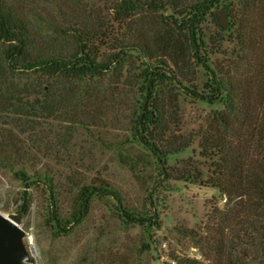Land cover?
I'll return each mask as SVG.
<instances>
[{"label": "rangeland", "instance_id": "obj_1", "mask_svg": "<svg viewBox=\"0 0 264 264\" xmlns=\"http://www.w3.org/2000/svg\"><path fill=\"white\" fill-rule=\"evenodd\" d=\"M115 1L3 0L28 20L36 46L52 54L73 48L72 30L78 27H93L105 35L100 44L105 52L110 51L108 41L114 38L158 47L161 37L175 27L170 9L140 12L128 27L119 24L112 8ZM244 1L219 0L218 7L205 17L201 55L211 67L226 73L231 82H240L242 89L237 96L247 98L255 97L256 87L253 73L240 55L250 57L257 46L251 49L249 41L242 48L232 26L245 13ZM262 3L264 0H254L257 6L252 5L248 12L254 29L251 39L262 32ZM5 47L0 45V62ZM157 50L167 61L162 68L170 78H164L160 86V95L170 103L165 117L166 137L188 143L168 154L166 168L172 175L168 181L160 176L154 157L151 167L133 169L122 161L124 155L147 153L132 136L135 114L143 99L141 73L146 66L133 52L121 68L110 69L101 79L83 84L89 95H84L82 86L77 87L68 97L70 104L52 115L29 108L35 99L45 97H19L27 103L21 111L0 104V130H9L14 144L23 150L14 156L10 147H5L6 160L0 166V212L21 213L19 224L36 238L39 264H184L187 259L206 263V245L199 246L188 231L205 236V226L213 213L224 208L226 200L205 182L213 157L200 152L198 145L204 132L222 130L223 125L236 127L238 123L223 101L198 99L184 88L207 93L210 84L208 72L191 52H186L182 64L175 65L160 46ZM29 80L35 81V77ZM13 81L22 85L27 80L16 75ZM11 100L14 103L18 98ZM19 169L25 174L20 175ZM36 169L53 177V196L42 180L32 176ZM99 183L109 185L113 194H93L87 213L72 220L80 190ZM23 199L27 202L25 213L20 211ZM52 200L56 202L54 207ZM121 206L147 212L155 209L160 227L148 231L126 221ZM249 214L253 222L264 224V198L254 200ZM248 264H264V259Z\"/></svg>", "mask_w": 264, "mask_h": 264}, {"label": "trees", "instance_id": "obj_2", "mask_svg": "<svg viewBox=\"0 0 264 264\" xmlns=\"http://www.w3.org/2000/svg\"><path fill=\"white\" fill-rule=\"evenodd\" d=\"M218 4L219 0H116L112 8L117 22L127 27L137 13L172 10L175 27L169 29L158 43L164 56L178 65L183 63L186 52H191L208 72L210 84L207 83V93L184 88L198 99L223 101L225 108L233 114L232 120L238 123L236 127L223 125L222 130L201 135L200 152L213 157L212 170L205 182L219 191L226 204L222 210L212 214L205 226V236L197 237L193 230H189L188 234L196 238L199 246L206 245L207 261L204 264H248L264 259V224H256L249 217L254 200L264 198V5L262 3L259 7V29L262 32L257 38L251 39L254 29L248 13L252 5L254 8L257 6L254 0H245L243 17L236 23L232 22L242 48L249 41L251 49L257 46L250 57L240 55L251 69L252 84L256 87L255 97L245 98L237 96L242 89L240 82H231L226 73L211 67L201 55V24ZM72 32L75 43L71 50L47 53L36 46L28 20L12 5L0 0V45L6 44L0 62V104H9L21 111L27 103L19 97H45L40 101L35 99L29 108L52 115L57 110L59 112L61 106L70 104L68 97L74 95L77 87L82 86L80 89L84 95H89L88 87L83 84L101 79L110 69L121 68L125 58L133 52L141 57L146 66L141 73L143 99L135 114L132 136L142 143L147 153L134 157L124 155L122 161L135 169L141 165L153 166L156 158L160 176L168 181L172 176L166 168L168 154L185 148L188 143L166 137L168 125L165 117L170 103H165V97L160 95V86L164 78H170L162 68L167 61L157 53L159 46L154 48L146 43L114 38L109 39L110 51L105 52L100 49L105 35L99 34L97 29L84 26L74 28ZM16 75H23L27 81L22 85L15 83L13 79ZM31 77H35V81H30ZM252 88L247 92L249 95H252ZM12 97L18 100L11 103ZM49 99L52 103L48 102ZM7 146L14 156L23 151L14 144L9 130H0V166L6 160ZM24 152L29 161H33V157ZM32 166L35 167L34 164ZM18 172L25 174L23 169ZM32 176L42 180L53 196L51 175L36 169ZM113 192L109 185L103 183L83 187L71 219L79 220L87 213L93 194ZM52 201V206H56V202ZM20 211H27L25 199ZM121 212L126 221L148 231L160 227L155 209L147 212L121 206ZM184 264L203 263L187 259Z\"/></svg>", "mask_w": 264, "mask_h": 264}, {"label": "water", "instance_id": "obj_3", "mask_svg": "<svg viewBox=\"0 0 264 264\" xmlns=\"http://www.w3.org/2000/svg\"><path fill=\"white\" fill-rule=\"evenodd\" d=\"M21 220V213L5 216L0 212V264H22L29 259L24 231L17 226Z\"/></svg>", "mask_w": 264, "mask_h": 264}, {"label": "built area", "instance_id": "obj_4", "mask_svg": "<svg viewBox=\"0 0 264 264\" xmlns=\"http://www.w3.org/2000/svg\"><path fill=\"white\" fill-rule=\"evenodd\" d=\"M17 226L24 231L23 242L29 254V259L22 262V264H39L40 251L34 234L31 231L24 229L19 223Z\"/></svg>", "mask_w": 264, "mask_h": 264}, {"label": "bare ground", "instance_id": "obj_5", "mask_svg": "<svg viewBox=\"0 0 264 264\" xmlns=\"http://www.w3.org/2000/svg\"><path fill=\"white\" fill-rule=\"evenodd\" d=\"M5 216H7V215H5Z\"/></svg>", "mask_w": 264, "mask_h": 264}]
</instances>
